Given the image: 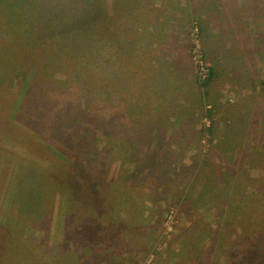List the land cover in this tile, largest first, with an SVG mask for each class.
I'll return each instance as SVG.
<instances>
[{"label": "rangeland", "instance_id": "1", "mask_svg": "<svg viewBox=\"0 0 264 264\" xmlns=\"http://www.w3.org/2000/svg\"><path fill=\"white\" fill-rule=\"evenodd\" d=\"M27 1H0V264H264V0H81L100 11L83 41L39 33L33 45L13 21ZM151 56L177 95L152 92ZM98 97L104 108L83 114ZM204 178L224 197L199 190ZM230 195L226 221L215 206Z\"/></svg>", "mask_w": 264, "mask_h": 264}, {"label": "trees", "instance_id": "2", "mask_svg": "<svg viewBox=\"0 0 264 264\" xmlns=\"http://www.w3.org/2000/svg\"><path fill=\"white\" fill-rule=\"evenodd\" d=\"M1 1V0H0ZM22 1L24 2L23 4L26 3V0H20V3H22ZM40 1L42 0H28L27 1V4L25 6V8L23 7L22 5V8L21 10H28V13L26 15L23 16V14L21 15H16L13 19V21H17L16 24H18L19 28H21V35L23 37H25V39L29 42V44H34V42L38 39L37 36L38 34L40 33L41 37L42 36H46L48 34H53V33H56L58 39L60 38H63V37H70V34L72 35L73 39L75 40H84V37H85V32H90L91 29L90 27H86L87 25H90V22L94 19V22H96L99 17L97 18V15L99 16L100 15V11H98V9H91V5L93 6V4L91 2L89 3H86L84 4L82 2V4L79 6V7H76L74 6V4L76 5H79L81 0H59V1H56V3H50L51 6L50 7H44L42 9V12H41V5H40ZM87 0H84V2H86ZM132 1V0H130ZM129 0H123V3H124V6L123 8L125 9H129L127 7V2H130ZM98 2V1H96ZM15 3V2H14ZM13 2H11L8 6L14 10L15 9V4ZM74 3V4H73ZM35 10L37 12V17L34 16V13H35ZM46 13V22L43 23L42 21V15ZM58 13H60L61 15V19L63 20V22L65 23L64 24V27L63 26H59L58 29H56V27L54 26V28L56 29V31H52L53 28V24L52 22H50L49 20V16H51L52 14L57 17L58 16ZM38 18V20H36ZM97 18V19H96ZM30 21V22H29ZM63 22L61 23V25H63ZM30 23V24H29ZM35 24V26H34ZM38 25V27H37ZM33 26H34V29H33ZM37 28V29H36ZM42 29H43V32H42ZM39 35V36H40ZM31 40V41H30ZM73 43V42H72ZM67 46V44H64ZM63 46L62 44L60 43L58 46H57V51L59 50H62ZM43 54L46 56L47 54V50L44 49L43 50ZM48 56V54H47ZM115 69V68H113ZM117 73V71H115ZM158 74V72H157ZM213 74H212V70L210 68H208V75H207V78H205L204 81H202V86H205L209 83V81L211 80ZM114 78H120V76L118 75H114ZM165 78V79H164ZM164 81L166 80H170L168 79V76H165L163 77ZM124 80H126L124 78ZM62 83V82H60ZM64 83V82H63ZM174 83V82H171V84ZM36 84V83H35ZM157 84V83H156ZM123 86H125V83H122ZM31 86H34V85H31ZM89 86L90 88L89 89H92L93 91V94L94 95H99L101 94L102 96L100 97H103L104 98V101H108L109 99L114 98V95H116V92L114 91L113 88H109V86L107 85L106 86V89L104 90V88L101 86V84L99 83V81L97 79H93L90 83H89ZM122 86V87H123ZM170 88L168 89L169 91H167V93L165 94V97L166 98H171V94L172 92H176L175 95H177V91H179L178 87L176 86H169ZM30 88L32 87H28L27 90H28V94L30 92ZM121 88V87H120ZM33 89V88H32ZM165 89V84L162 82L160 84V81H159V84L158 85H155V89L154 91H152L153 93H155L156 95H162L163 94V90ZM83 90V87L80 88V91ZM119 90V89H118ZM163 91V92H162ZM169 92V93H168ZM167 95V96H166ZM117 96V95H116ZM98 97L99 99H95L92 104L90 103V107L88 106V103H84L85 106H86V110L84 109V113L83 114H86L87 111H91L92 109H95V110H102V107L104 108L105 104L102 106H98L100 105L101 103V98ZM109 105V104H108ZM62 105L59 104L58 107H55V115L52 113V116H57L59 117V113H62V111L65 113L64 110H61V107ZM110 107H112L111 105H109ZM173 106V104H172ZM61 132H59V130L57 131V135L60 134ZM208 173H211V171H209ZM245 175L244 171H242V178H244L243 176ZM204 176V174L202 175ZM228 174L226 172H219L218 174V180L219 181H222L224 182V177H227ZM207 178H204L202 182V187L199 189V190H202V191H205L206 189H209V191L213 194V195H218L219 197V194H220V199L224 197V194H225V191H222V188L220 190V192H218V187H210V186H207V181H205ZM214 190V192H213ZM238 192L237 193H242L241 190H237ZM183 193V191H182ZM232 198H234V201L236 200L235 199V194H233ZM230 201V202H229ZM229 203H223V202H220L222 203L220 205V203L218 202V205L215 206L217 209H218V212L217 213H221L223 214L222 218H225V220L227 221V219L230 217L229 215H226L227 213L231 212V209L234 207V210H235V205L233 206L232 203H231V195L229 196ZM227 204V205H226ZM224 205H226L225 207H228L230 209H224ZM225 214V215H224ZM221 216V215H220ZM254 226V225H253ZM251 226V227H253ZM258 226V225H256ZM207 227L209 228L207 230ZM250 227V228H251ZM248 227H244L242 228L241 230V233L243 235L246 234V232L250 229ZM217 228L213 229L211 228L210 226H206V227H202L201 229V232L199 233V236L200 238L202 239V235L204 236V238L208 239V241H212L213 239V234H215L217 231ZM216 231V232H214ZM258 233H262L261 235H264V226H260V228L257 229ZM255 233V231L253 232ZM260 235V236H261ZM262 238H264L262 236ZM258 264V263H256Z\"/></svg>", "mask_w": 264, "mask_h": 264}, {"label": "crops", "instance_id": "3", "mask_svg": "<svg viewBox=\"0 0 264 264\" xmlns=\"http://www.w3.org/2000/svg\"><path fill=\"white\" fill-rule=\"evenodd\" d=\"M161 4L163 5V3L162 2H160V6H161ZM154 5H156V4H154ZM152 7H154V10H160L161 8L159 7V4L158 5H156V6H153V4H152ZM157 24H159V23H157ZM154 25V24H153ZM158 25H156V27H157ZM148 31H152L151 30V28L150 27H148ZM156 32H158V33H160V35H159V38H157L156 39V37H155V40H151V45H149L148 46V51L150 52V53H156L157 52V54L159 55L161 52V50H162V48H163V46H164V44H163V42H164V38L166 37L165 35H168V32H167V30L163 27V30H156ZM155 32V33H156ZM162 32V33H161ZM166 33V34H165ZM156 35V34H155ZM157 54H155V55H157ZM175 59H177V55L176 56H173ZM160 61H162L160 58L158 59V62H160ZM156 60L154 59V57L153 56H151V57H149L148 58V63L150 64V65H153V63H154V65H156ZM173 62V60L170 58L169 60H168V65L167 66H165L166 68H169V69H171V71H173V70H175L176 69V67H171L170 68V64ZM163 65H164V63H163ZM156 68H157V71L154 73V74H152L154 77L153 78H151L150 79V85H151V87L152 88H154L155 87V85H158L159 84V82L158 81H163V83L165 84V88H170L169 86H171V87H173V86H176V87H178L179 88V84H178V82H179V80H174V81H172V79H171V77L170 76H168V79H170V80H166V81H164V79L163 78H159L158 77V74H157V72L160 70V69H163V68H161V65L160 66H158V65H156ZM156 68H154V69H156ZM153 69V68H152ZM153 69V70H154ZM162 71H164V75H166V74H169L168 72H166L165 70H162ZM171 82H174V83H172L171 84ZM157 83V84H156ZM177 91V90H176ZM176 93H174V95H175Z\"/></svg>", "mask_w": 264, "mask_h": 264}, {"label": "built area", "instance_id": "4", "mask_svg": "<svg viewBox=\"0 0 264 264\" xmlns=\"http://www.w3.org/2000/svg\"><path fill=\"white\" fill-rule=\"evenodd\" d=\"M197 34H198V30L195 27L193 31V38L195 40L194 41L195 46L192 50V63H193V68L195 70V73L198 75V78H200L201 80H204L205 78H207L208 68L205 65V62L203 60V55L200 50V46L197 42Z\"/></svg>", "mask_w": 264, "mask_h": 264}]
</instances>
